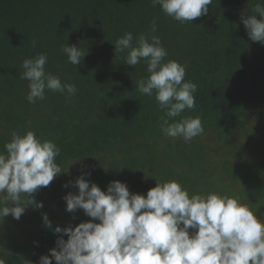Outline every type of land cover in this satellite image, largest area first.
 <instances>
[{"label":"trees","instance_id":"1","mask_svg":"<svg viewBox=\"0 0 264 264\" xmlns=\"http://www.w3.org/2000/svg\"><path fill=\"white\" fill-rule=\"evenodd\" d=\"M256 3L264 0H213L207 15L181 24L150 0H0V152L12 130H31L60 148L64 171L30 194L42 208L29 205L19 220L8 215L0 222L4 264H39L56 246L59 234L42 214L53 228L91 219L83 210L67 212L63 199L78 191L71 182L83 173L102 191L119 180L144 195L157 180H175L190 196L237 198L263 220L264 44L250 40L241 20ZM154 18L165 62H179L185 80L197 85L196 108L181 115L199 116L204 132L188 142L165 136L154 96L136 91L146 65L133 68L126 53L115 56L117 38L131 32L135 43L150 34ZM66 43L87 50L76 68L61 51ZM39 53L48 56L47 72L76 86L70 99L46 90L44 100H26L21 63Z\"/></svg>","mask_w":264,"mask_h":264},{"label":"clouds","instance_id":"2","mask_svg":"<svg viewBox=\"0 0 264 264\" xmlns=\"http://www.w3.org/2000/svg\"><path fill=\"white\" fill-rule=\"evenodd\" d=\"M150 3L184 24L207 15L213 0ZM251 13L247 18L241 15L247 35L264 44V4L256 3ZM156 31L154 18L150 34L140 33L135 43L133 33H124L114 42L115 56L126 53L124 63L133 68L141 62L146 65L148 75L136 81V91L154 96L163 112L159 126L165 136L188 142L204 132L199 116L181 115L196 108L197 85L185 80L186 70L179 62H165L168 53ZM61 51L75 68L87 54V50L67 43ZM47 63L46 53L25 58L21 63L20 78L28 81L29 103L44 100L46 90L67 93L66 99L76 94L74 84L62 83L59 76L46 71ZM10 136L0 152V222L8 215L19 220L29 205L42 208V202L30 194L49 186L64 172L56 159L60 148L53 141L42 140L31 130L23 135L12 130ZM85 175L90 173L71 182L78 191L63 199L67 212L83 210L91 219L75 226L53 228L47 214H42L44 225L59 235L56 246L39 258V264H53V260L55 264H264V220L237 198L217 193L190 196L178 181L157 179L156 186L146 195L130 193L126 183L119 180L111 181L102 191ZM0 264L4 261L0 260Z\"/></svg>","mask_w":264,"mask_h":264},{"label":"rangeland","instance_id":"3","mask_svg":"<svg viewBox=\"0 0 264 264\" xmlns=\"http://www.w3.org/2000/svg\"><path fill=\"white\" fill-rule=\"evenodd\" d=\"M263 220H264V218H263Z\"/></svg>","mask_w":264,"mask_h":264}]
</instances>
